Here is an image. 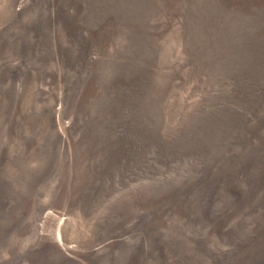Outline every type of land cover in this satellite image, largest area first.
Returning a JSON list of instances; mask_svg holds the SVG:
<instances>
[{"label": "rangeland", "instance_id": "rangeland-1", "mask_svg": "<svg viewBox=\"0 0 264 264\" xmlns=\"http://www.w3.org/2000/svg\"><path fill=\"white\" fill-rule=\"evenodd\" d=\"M140 263L264 264V0H0V264Z\"/></svg>", "mask_w": 264, "mask_h": 264}, {"label": "bare ground", "instance_id": "bare-ground-1", "mask_svg": "<svg viewBox=\"0 0 264 264\" xmlns=\"http://www.w3.org/2000/svg\"><path fill=\"white\" fill-rule=\"evenodd\" d=\"M35 33H36V32H35ZM54 161H55V160H54ZM50 164H52V163H50ZM49 169H50V168H49ZM51 169H52V168H51ZM51 169H50V170H51ZM45 170H46V169H45ZM48 171H49V170H48ZM50 173H53L52 170L50 171ZM47 175H48V174H47ZM47 175H45V176H47ZM36 183H37V182H36ZM177 226H178V225H177ZM199 226H200V223H199ZM174 241H175V240H174ZM5 242H6V241H5ZM6 243H7V242H6ZM6 243H5V244H6ZM5 244H4V245H5ZM189 250H190V249H189ZM197 250H198V249H197ZM198 251H199V250H198ZM182 252H183V251H182ZM189 252L191 253L192 256L194 255V256H196L197 258H199L200 255H201V254H199V252H197V251H195V250H190ZM159 255H160V254H159ZM169 255H170V254H169ZM172 255H173V254H172ZM187 257H188V256H187ZM183 259H184V258H183ZM200 259H201V257H200ZM151 260H152V259H151ZM192 260H193V259H192ZM201 260H202V259H201ZM108 261H109V260H108ZM108 261H107V262H108ZM143 262H144V261H143ZM108 263H110V262H108ZM140 264H141V263H140Z\"/></svg>", "mask_w": 264, "mask_h": 264}]
</instances>
